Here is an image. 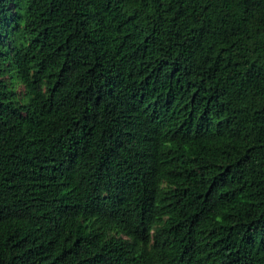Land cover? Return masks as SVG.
Returning a JSON list of instances; mask_svg holds the SVG:
<instances>
[{"label":"trees","instance_id":"1","mask_svg":"<svg viewBox=\"0 0 264 264\" xmlns=\"http://www.w3.org/2000/svg\"><path fill=\"white\" fill-rule=\"evenodd\" d=\"M0 264H264V0H0Z\"/></svg>","mask_w":264,"mask_h":264},{"label":"rangeland","instance_id":"2","mask_svg":"<svg viewBox=\"0 0 264 264\" xmlns=\"http://www.w3.org/2000/svg\"><path fill=\"white\" fill-rule=\"evenodd\" d=\"M12 80L15 82L14 86H15V88L17 89V91H18L21 95H23V93H25V87H24V85H23L22 83H19L18 80H17L16 78H14V79H12Z\"/></svg>","mask_w":264,"mask_h":264}]
</instances>
